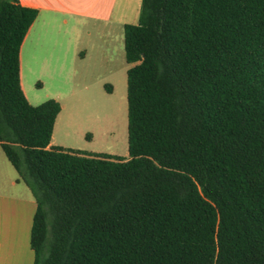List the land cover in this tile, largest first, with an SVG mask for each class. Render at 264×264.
I'll use <instances>...</instances> for the list:
<instances>
[{
    "label": "trees",
    "instance_id": "16d2710c",
    "mask_svg": "<svg viewBox=\"0 0 264 264\" xmlns=\"http://www.w3.org/2000/svg\"><path fill=\"white\" fill-rule=\"evenodd\" d=\"M36 16L0 0V148L36 204L33 264H264V0H141L127 158L48 147L61 107L19 79Z\"/></svg>",
    "mask_w": 264,
    "mask_h": 264
},
{
    "label": "crops",
    "instance_id": "0c3cea01",
    "mask_svg": "<svg viewBox=\"0 0 264 264\" xmlns=\"http://www.w3.org/2000/svg\"><path fill=\"white\" fill-rule=\"evenodd\" d=\"M17 1L37 12L19 50L23 95L30 106L53 100L61 107L48 147L104 154L90 147L95 135L106 131L94 119L97 105L111 93L102 76L110 72L111 60L98 44L138 20L133 2L138 9L141 0ZM16 180L0 148V264H33L29 238L36 204Z\"/></svg>",
    "mask_w": 264,
    "mask_h": 264
},
{
    "label": "rangeland",
    "instance_id": "374dc122",
    "mask_svg": "<svg viewBox=\"0 0 264 264\" xmlns=\"http://www.w3.org/2000/svg\"><path fill=\"white\" fill-rule=\"evenodd\" d=\"M136 10L140 11V8L137 9L136 2H133L134 14ZM137 21L130 25L137 24ZM98 45L106 50L111 60L110 72H102L111 93L106 95L107 100L97 105L98 114L94 119L106 131L96 134L90 147L104 154L127 158L126 71L130 66L124 59L123 29L112 30ZM32 87L36 88L37 84L32 83Z\"/></svg>",
    "mask_w": 264,
    "mask_h": 264
}]
</instances>
